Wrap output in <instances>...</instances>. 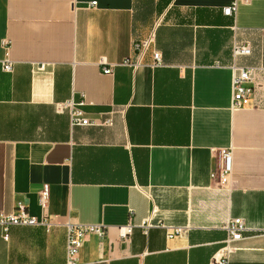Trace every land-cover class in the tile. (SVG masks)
<instances>
[{
    "label": "crops",
    "instance_id": "obj_1",
    "mask_svg": "<svg viewBox=\"0 0 264 264\" xmlns=\"http://www.w3.org/2000/svg\"><path fill=\"white\" fill-rule=\"evenodd\" d=\"M228 1L0 0V212L56 222L10 227L0 264H64L67 220L106 230L76 264H213L233 217L247 230L229 264H264V0L230 17ZM233 43L249 54L232 58ZM232 63L252 68L236 108ZM81 99L110 124L71 125L64 104Z\"/></svg>",
    "mask_w": 264,
    "mask_h": 264
},
{
    "label": "built area",
    "instance_id": "obj_2",
    "mask_svg": "<svg viewBox=\"0 0 264 264\" xmlns=\"http://www.w3.org/2000/svg\"><path fill=\"white\" fill-rule=\"evenodd\" d=\"M247 0H229L228 4L221 8V12L225 16H233L238 2H246ZM94 1H90L89 5H94ZM138 47V45H135ZM250 52L249 46L246 43H233L231 46L232 58L238 55H248ZM152 57L156 63L160 61V55L154 51ZM123 63L133 65L134 62L124 60ZM1 69L4 72L11 71V62L8 60L1 61ZM231 69V107H241L249 103L251 97V87L246 85L245 82L250 79L252 68L250 67H238L232 63ZM100 70L104 74L111 72L110 67L101 66ZM83 104L82 99L78 102L68 100L65 102V106L68 109V119L71 125H100L110 124V119H100L99 117L88 118L83 116V112L80 106ZM220 164L217 169L210 171V178L215 181L224 180L230 170V150L228 148H222L219 150ZM47 196V186L43 184L39 190V204L44 205ZM56 222L49 219L47 216L41 218H35L26 212L22 204H17L10 212H0V236L4 240L7 238L8 229L12 226H35L40 225L48 228L55 225ZM65 227V244H64V264H76V256L81 247V244L86 236L89 234L95 235L99 241H102L105 237V226L97 223H78L70 222L67 220L64 222ZM143 232H145L146 225L142 226ZM132 224L127 222L126 224L118 227L117 239L120 242L127 240L131 233ZM225 231V237L220 242V246L213 252L211 256V263L213 264H229L230 254L236 249V242L242 238V233L247 230L243 221L239 217H233L229 219L223 226ZM181 229L175 228L173 233H179ZM264 231V230H263ZM171 233L166 234L167 237L171 236Z\"/></svg>",
    "mask_w": 264,
    "mask_h": 264
}]
</instances>
